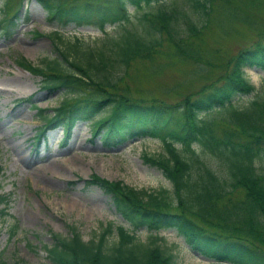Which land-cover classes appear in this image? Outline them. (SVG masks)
Instances as JSON below:
<instances>
[{
    "label": "trees",
    "instance_id": "1",
    "mask_svg": "<svg viewBox=\"0 0 264 264\" xmlns=\"http://www.w3.org/2000/svg\"><path fill=\"white\" fill-rule=\"evenodd\" d=\"M37 1L57 28L91 27L105 34V27L117 26L119 31L107 39V51H99L96 64L79 39L60 47L59 32L48 35L56 40V57L45 58L37 66L26 59L18 62L41 77L43 90L69 95L52 116L33 104V96L23 100L32 103L44 121L34 140L39 143L60 127L68 140L80 122L87 123L92 137L99 136L108 148L158 139L163 152L143 154L142 160L161 171L172 186L171 195L165 190H137L93 173L87 185L109 197L123 224L114 231L107 224L97 242H84L75 229L71 238L53 234L54 243L44 247L46 264H172L173 256L160 246L163 238L153 235L166 230H174L192 252L213 263L264 264V174L256 167L264 157V79L256 88L243 71L264 72V24L249 47L226 60L216 51L211 57L202 53L197 42L211 27L218 29V39L225 38L234 25L258 30L252 15L264 9V0H188L191 12L198 15L196 22L175 0ZM24 2L5 1L2 37L15 34ZM168 2L174 7L131 20L129 7L140 11ZM166 47L176 60L197 63L200 71L206 69V76L218 75L198 91L181 96L179 86L163 87L165 97L178 96L175 101L125 83L133 63L149 64L156 72L172 69L173 63L157 64ZM112 62L119 68L107 73ZM8 203L9 196L0 195V220L9 216ZM17 228L12 229V237ZM141 230L149 234L146 242L135 236ZM113 232L117 242L105 249Z\"/></svg>",
    "mask_w": 264,
    "mask_h": 264
},
{
    "label": "rangeland",
    "instance_id": "2",
    "mask_svg": "<svg viewBox=\"0 0 264 264\" xmlns=\"http://www.w3.org/2000/svg\"><path fill=\"white\" fill-rule=\"evenodd\" d=\"M5 1L0 0V20L5 15ZM175 1L181 3L184 13L191 12L188 0ZM172 7L168 2L163 7L151 4L140 11L129 7L128 11L131 20L135 21L143 13ZM263 11H254L252 15L258 21V30L234 25L233 31L218 39L216 27L205 29L197 41L202 53L211 57L216 51L220 59L226 60L240 49L249 47L263 27ZM20 18L11 38L0 35V195L9 196V216L0 220V263L46 264L44 247L54 243L53 234L71 238L75 229L84 242H97L107 224L111 223L113 231L123 224L109 197L96 186L87 185L93 173L137 190H165L171 195L172 186L161 171L142 160L143 154L154 156L163 152V144L158 139L145 138L122 147L108 148L99 136L92 137L87 123L80 122L72 129L68 140H64V127H60L48 132L39 144L35 143L33 138L44 121L32 103L23 100L33 96V104L52 116L53 110L69 95L63 90L55 94L43 90L41 77L30 74L18 62L26 59L37 66L45 58L56 57V40L48 35L59 32L63 36V43L57 41L60 47L65 48L66 44L79 39L83 49L91 51L92 62L96 64L99 51H107V39L115 36L119 29L107 26L103 34L91 27L57 28L48 22V13L37 0H25ZM190 19L196 22L198 15L191 12ZM36 32L44 36L38 37ZM163 52L164 56H159L157 64L170 62L174 65L172 69L156 72L149 64L133 63L125 83L175 101L178 96L165 97L161 89L179 86V96L196 92L217 74L206 76V69L200 71L197 63L176 60L170 47L164 48ZM70 59L75 60L74 57ZM111 64L113 68L108 67L107 73L119 68L117 63ZM243 71L256 88L262 85V71L253 68ZM149 73H153V77H149ZM256 167L264 174V157L256 161ZM15 226L18 228L12 237ZM148 235L145 230L135 234L142 242L147 241ZM153 235L163 238L160 246L173 256L172 264H216L196 256L174 230ZM115 242L117 236L113 232L107 236L104 248L109 249Z\"/></svg>",
    "mask_w": 264,
    "mask_h": 264
},
{
    "label": "water",
    "instance_id": "3",
    "mask_svg": "<svg viewBox=\"0 0 264 264\" xmlns=\"http://www.w3.org/2000/svg\"><path fill=\"white\" fill-rule=\"evenodd\" d=\"M119 219L122 220L121 218H119ZM193 253H194L196 256L200 257L201 259H203V260H205V261H208L207 258L200 256L198 253H195V252H193Z\"/></svg>",
    "mask_w": 264,
    "mask_h": 264
}]
</instances>
